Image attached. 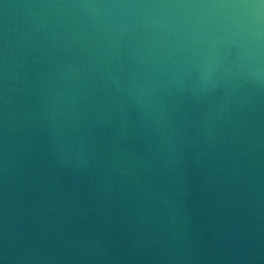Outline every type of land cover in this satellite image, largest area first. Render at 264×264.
I'll use <instances>...</instances> for the list:
<instances>
[{"label":"water","instance_id":"95a60500","mask_svg":"<svg viewBox=\"0 0 264 264\" xmlns=\"http://www.w3.org/2000/svg\"><path fill=\"white\" fill-rule=\"evenodd\" d=\"M0 264H264V0H0Z\"/></svg>","mask_w":264,"mask_h":264}]
</instances>
